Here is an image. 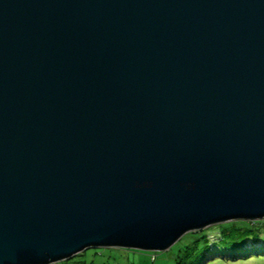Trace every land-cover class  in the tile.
<instances>
[{"label": "water", "instance_id": "95a60500", "mask_svg": "<svg viewBox=\"0 0 264 264\" xmlns=\"http://www.w3.org/2000/svg\"><path fill=\"white\" fill-rule=\"evenodd\" d=\"M261 219L264 0H0V264Z\"/></svg>", "mask_w": 264, "mask_h": 264}, {"label": "trees", "instance_id": "16d2710c", "mask_svg": "<svg viewBox=\"0 0 264 264\" xmlns=\"http://www.w3.org/2000/svg\"><path fill=\"white\" fill-rule=\"evenodd\" d=\"M214 232L217 236L214 239L215 246L210 248L211 241L209 239V233ZM208 237V238H207ZM185 244H180L178 247V256L176 257V264H202L205 260L214 254L219 255L222 258L223 255L228 254L230 259L252 256H263L264 246L261 245L260 240L264 241V219L258 221L252 220H235L231 222H224L223 224L213 225L212 227L204 230L190 232L184 239ZM252 241V244H250ZM90 250V249H88ZM86 250V251H88ZM105 250L112 251L114 249H97L95 253H99L102 257L105 255ZM119 256L128 255L130 253L138 252L137 250H127L123 248L115 249ZM84 253L76 255L73 259L64 260L57 264H78L84 262L80 261ZM155 253L152 254V262L157 261L158 257ZM111 257V256H110ZM155 257V259H153Z\"/></svg>", "mask_w": 264, "mask_h": 264}, {"label": "rangeland", "instance_id": "374dc122", "mask_svg": "<svg viewBox=\"0 0 264 264\" xmlns=\"http://www.w3.org/2000/svg\"><path fill=\"white\" fill-rule=\"evenodd\" d=\"M186 237L187 235L183 236L180 240L177 241L174 246H172L166 251H154L155 253H158L156 254L158 259L154 263L151 259L152 254H154V252L151 251H138L135 253H130L129 256H119L115 249L114 253L112 251L109 252V250H105V255H110L111 257L109 256V258H112L107 259L106 257H102L101 254L95 253L96 250L99 248L90 249L86 251L85 256L80 257V261L84 262L85 264H176V257L178 256V247L180 244L184 245L186 243L184 240ZM208 237L211 241L209 247L213 248L216 242L214 241V239H216L217 236L214 232H210ZM260 243L264 246V241L260 240ZM250 244H252V241H250ZM153 259H155V257H153ZM202 264H264V255H250L248 257L230 259L228 254L223 255L222 258L219 257V255L217 256V254H214L212 257H209L207 261L205 260Z\"/></svg>", "mask_w": 264, "mask_h": 264}]
</instances>
